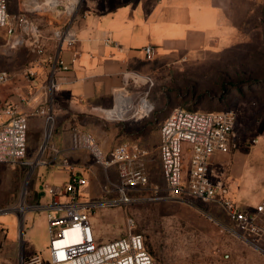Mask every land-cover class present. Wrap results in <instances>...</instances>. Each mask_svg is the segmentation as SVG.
I'll use <instances>...</instances> for the list:
<instances>
[{"label": "rangeland", "instance_id": "1", "mask_svg": "<svg viewBox=\"0 0 264 264\" xmlns=\"http://www.w3.org/2000/svg\"><path fill=\"white\" fill-rule=\"evenodd\" d=\"M79 1V13L83 14L88 0ZM218 1L225 8V13L215 38L196 57L183 62V70L176 71L169 82L152 88L148 102L153 106V112L148 118L139 122H136V117L124 120L132 128L129 136L133 138L140 133V126L145 129L146 123L154 122L145 133L150 142L156 140L159 126L175 107L206 112L234 110L237 114L234 137L228 152L221 154V159L215 163V178L225 184L226 196L246 212L264 200V66L256 63V57L264 56L261 48L264 0ZM36 2L50 5V8L35 9L36 12L29 15L42 33L47 53H51L54 31L69 18L66 13L61 14L54 9L57 0H9V11L18 14L24 7L32 9L34 6L31 4ZM0 50L2 71L24 73L30 62L35 60L26 46L16 50L8 45ZM254 51V58H250ZM249 75L260 76V82L232 88L231 84L251 77ZM50 143L51 137L45 144L46 149L42 144L36 154L40 155L42 149L43 156L48 153ZM27 160L35 161L36 157L27 154ZM39 161L35 167L0 164V205H35L42 199L43 183L57 185L66 177L56 168L48 170L41 164L45 161ZM157 166V163L152 168L150 166L148 175L162 191L164 181ZM113 178L116 179V175ZM101 181L100 185L94 186V182L88 179L87 185L80 188L82 201L103 202L114 197L106 194L104 186L108 184L103 176ZM151 188L149 185L139 193L144 199L139 203L90 211L89 220L96 239L107 243L125 236L128 233L127 219L131 218L136 223L135 232L145 237L148 249L156 257V264H264V253L225 230L224 225L228 226V222L218 206L156 200ZM14 213L1 217L9 226V238H16V263L28 264V260L39 257L40 264H51L47 213L28 211L25 223L21 216L22 229L26 233L29 231L31 238H25L23 242ZM258 245L264 249V241ZM1 253L0 250L1 263L10 264L2 259Z\"/></svg>", "mask_w": 264, "mask_h": 264}, {"label": "built area", "instance_id": "2", "mask_svg": "<svg viewBox=\"0 0 264 264\" xmlns=\"http://www.w3.org/2000/svg\"><path fill=\"white\" fill-rule=\"evenodd\" d=\"M78 6L71 13L65 12L61 6L56 7L58 13H66L69 18L54 31L56 46L53 52L47 53L42 33L29 15L25 11L11 14L9 0H0V29L6 30L7 44L11 48L26 46L36 55L34 64L49 65L51 93L55 90L54 75L58 71L70 70L79 58V53L74 51L68 63L60 55L64 47L73 49L78 42L76 24L84 17L79 13ZM104 44L117 46L110 37L105 39ZM144 51L149 60L155 56L152 45L145 47ZM22 76L29 83L38 76V72L32 65ZM13 78L9 72L0 71V87L11 83ZM20 100L25 101L24 98ZM142 101L147 100L142 99L138 105L133 104L134 107L129 111L131 114L127 112L133 115L131 118L144 119L153 112L150 103L143 110ZM31 115L44 119L46 144L55 124L54 111L52 108L40 107ZM0 117L7 118L6 123H0V164L13 167H35L40 164V156L46 146L35 161L27 160L28 118L20 112V105L0 97ZM236 124L237 114L232 109L206 112L173 108L159 127V159L164 189L160 191L155 185L151 190L156 200L160 201L218 206L228 222V226L224 225L225 230L264 253V249L258 245L264 241V200L254 209L243 211L233 199L226 196L225 184L216 180L213 169L214 158L228 152ZM72 149L90 153L94 163L105 170L108 185L104 186V190L113 198L93 203L82 201L80 188L86 186L88 180L75 172L67 160H63L60 166L70 170V177L61 185L42 184V192L49 198L47 203L24 206L23 211H19L20 207H0V216L11 212L20 215L28 211L46 212L51 264H156L147 249L145 237L135 232L136 223L133 219H127L128 233L125 236L101 243L96 239L88 215L99 208L133 205L144 200L139 193L150 185L145 154L138 146L127 143L104 151L91 133L76 129L72 133ZM56 162L55 156L51 164ZM110 170H114L116 179ZM27 263L40 264V259L35 257Z\"/></svg>", "mask_w": 264, "mask_h": 264}, {"label": "crops", "instance_id": "3", "mask_svg": "<svg viewBox=\"0 0 264 264\" xmlns=\"http://www.w3.org/2000/svg\"><path fill=\"white\" fill-rule=\"evenodd\" d=\"M35 9L24 7L21 11L29 15L36 12ZM224 13L225 8L218 0H88L82 14L84 17L76 24L77 44L73 49L64 47L60 54L68 63L74 51L79 53V58L70 70L58 71L54 75L55 90L52 93L49 65L43 63L37 66L34 61L28 64V67L34 65L38 72L32 82L28 83L22 72L13 70L7 71L14 77L11 83L0 87V97L18 103L20 112L28 118V154L37 159L39 154L36 153L41 145L46 146L44 119L31 113L40 107H47L54 111L55 124L50 151L44 156L43 153L40 159L45 161L42 163L48 170L56 168L66 174L57 185L65 183L70 177V170L60 166L63 160H67L75 172L92 180L94 186L100 185L102 176L106 180L105 170L94 163L90 153L72 149L74 129L91 133L107 152L125 143L138 146L145 154L147 169L157 163L162 176L159 130L155 141L149 142L145 135L155 123H146L145 129L140 126V133L133 138L129 136L132 128L117 113L129 101L133 104L142 99L149 101L153 87L162 86L176 71L181 72L183 62L196 57L215 38ZM0 31V48H3L8 46L7 34L5 29ZM107 37L117 46H106L104 41ZM53 44L54 50L55 41ZM149 45L155 48V56L150 60L144 51ZM20 98L25 101L21 102ZM6 122V117H0V123ZM55 156L57 162L51 164ZM219 159L220 155L213 160L214 171ZM110 174L114 176V170H110ZM150 185L155 186L151 179ZM41 197V203L49 201L43 192ZM14 214L21 241L25 238L30 240L29 231L24 232V224L21 225V216L25 223L26 213ZM1 216L2 259L14 264L16 238H9V226Z\"/></svg>", "mask_w": 264, "mask_h": 264}, {"label": "bare ground", "instance_id": "4", "mask_svg": "<svg viewBox=\"0 0 264 264\" xmlns=\"http://www.w3.org/2000/svg\"><path fill=\"white\" fill-rule=\"evenodd\" d=\"M79 3H80L79 0H65V2H62V0L61 1L60 0H57V2L54 3L53 7H54V9H56V7L61 6V7L64 8L65 11L71 13V12H73L76 9V7L79 5ZM48 4L49 3H44V2L43 3L42 2L39 3V2H36L32 6H34V8H37V9H46V8H50V5H48ZM56 11H57V9H56ZM148 103H149L148 101H142L141 106H142L143 110L146 109L147 107H149L150 104H148ZM132 107H134L133 102L132 101L127 102L125 104V106H123V108L121 109V111H119L117 113L118 114L117 116L120 117L121 119H127L128 117L133 116V115H130L129 116V113H130L129 111L131 110ZM127 112H129V113H127ZM43 149H44V147H43ZM23 207L24 206L21 205V207L19 208V211H23L24 210Z\"/></svg>", "mask_w": 264, "mask_h": 264}, {"label": "trees", "instance_id": "5", "mask_svg": "<svg viewBox=\"0 0 264 264\" xmlns=\"http://www.w3.org/2000/svg\"><path fill=\"white\" fill-rule=\"evenodd\" d=\"M263 17H264V7H263ZM263 25H264V19H263ZM261 48H263V51H264V40H263V45ZM256 51H254V53L252 54L253 56L251 55L250 58H254V54L256 53ZM256 58H257V62H256L257 65L264 66V56L262 55L261 57H256ZM249 76H251V75H249ZM260 78H261L260 76H257V77L251 76V77H247L245 79H242V80L238 81L237 83H234L231 85H232V88H235V87L240 88L242 85L258 83V82H260L259 81ZM225 86H226V84H224V88H225ZM145 243H146V239H145ZM146 246H147V244H146ZM147 249H148V247H147ZM149 252H150V250H149ZM150 254L153 256V258L155 259V262H156V257L151 252H150Z\"/></svg>", "mask_w": 264, "mask_h": 264}, {"label": "water", "instance_id": "6", "mask_svg": "<svg viewBox=\"0 0 264 264\" xmlns=\"http://www.w3.org/2000/svg\"><path fill=\"white\" fill-rule=\"evenodd\" d=\"M28 12V11H27Z\"/></svg>", "mask_w": 264, "mask_h": 264}]
</instances>
